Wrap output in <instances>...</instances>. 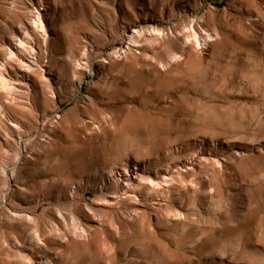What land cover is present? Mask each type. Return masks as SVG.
<instances>
[{
  "label": "rangeland",
  "instance_id": "obj_1",
  "mask_svg": "<svg viewBox=\"0 0 264 264\" xmlns=\"http://www.w3.org/2000/svg\"><path fill=\"white\" fill-rule=\"evenodd\" d=\"M0 109V261L264 264V0H0Z\"/></svg>",
  "mask_w": 264,
  "mask_h": 264
},
{
  "label": "bare ground",
  "instance_id": "obj_2",
  "mask_svg": "<svg viewBox=\"0 0 264 264\" xmlns=\"http://www.w3.org/2000/svg\"><path fill=\"white\" fill-rule=\"evenodd\" d=\"M36 20H38L35 24H38V22L40 23V28H42V29H44L43 31H45V26H44V22L42 21V19L39 17L38 19H36ZM155 31H160L159 29H154ZM143 31H145V30H143L142 28L141 29H138V28H136V34L132 37V38H130L131 39V41L132 42H136L137 41V38L138 37H142L143 36ZM46 33V32H45ZM196 34V33H195ZM29 36V35H28ZM48 36V35H47ZM190 36H193V35H190ZM194 36H196V35H194ZM26 38V37H25ZM30 38H32V37H30ZM27 39H29V38H27ZM45 39H47V38H45ZM26 40V39H25ZM47 41V40H46ZM24 41H19L18 43L19 44H21V46L23 47V46H25L26 44H24L23 43ZM28 42V41H27ZM21 46H20V48H21ZM31 50H32V52L34 51L33 49H32V47H31ZM125 52V51H124ZM12 54H13V52H11ZM175 58V57H174ZM5 64V63H4ZM80 64V63H79ZM26 65V64H25ZM86 69V68H85ZM75 76V75H74ZM76 77V76H75ZM42 78H46L45 77V75H43V77ZM3 79V78H2ZM86 79V78H85ZM84 80V79H83ZM81 81L80 83H79V86L78 87H80V88H83V87H85L86 85H87V83L85 82V81ZM5 81V80H4ZM47 84H48V88L50 89V91H51V93L52 92H54V86H53V84L50 82V80H48L47 82H46ZM54 83V82H53ZM9 85V84H8ZM54 96V95H53ZM5 112L4 111H2V109H0V135H1V137H4V136H7V137H10L11 136V130L13 131V129L11 128L12 126H4V125H2V124H4V123H6V119H7V121L9 122V123H13L14 124V126L16 127H19V125H18V123L17 122H15V121H13V119L11 120V118L10 119H8L6 116H5V114H4ZM44 120V119H43ZM12 125V124H11ZM15 133H18L17 131H15ZM33 135V134H32ZM20 136V135H19ZM18 136V137H19ZM47 137V136H46ZM13 138V137H12ZM15 139V138H14ZM18 140L16 141V143L17 144H19L20 142V140H22L23 138L20 136L19 138H17ZM5 140V139H4ZM15 142V141H14ZM19 146V145H18ZM38 153V152H37ZM136 163H138V162H136ZM139 164V163H138ZM136 165V164H135ZM118 172V171H117ZM6 170H4V174L6 175ZM112 173H114L115 175H116V172H112ZM110 174H111V172H110ZM114 174H113V176H114ZM128 174V173H127ZM112 175V174H111ZM119 175H120V173H119ZM118 175V176H119ZM109 176V175H108ZM123 176V175H122ZM116 177V176H115ZM141 177V176H140ZM144 177V176H143ZM111 179V178H110ZM114 181L113 182H116L115 180L116 179H113ZM128 182V181H127ZM137 182H139V181H137ZM159 182V181H158ZM148 183V182H147ZM151 183V182H150ZM130 184V183H129ZM119 185V184H118ZM130 185H132V187H133V185L134 184H130ZM130 185H128L127 187H128V189L129 188H131V186ZM124 186V185H123ZM122 186V187H123ZM157 186V185H156ZM154 187H155V185H154ZM125 188V187H124ZM123 189V188H122ZM125 190V189H124ZM127 190V189H126ZM130 191V190H129ZM2 192V191H1ZM0 192V194H1V196H3L2 195V193ZM157 192V191H156ZM172 192V191H171ZM124 193V192H123ZM118 195V194H117ZM129 195V194H128ZM4 198V197H3ZM59 199V198H58ZM129 199V198H128ZM111 203V202H110ZM22 208H20V209H17L15 206L13 207V208H11V209H9L7 212V216H6V219H7V223L8 224H10L11 226H12V235H8V239H7V242H5V246H7L8 248H9V246H18V253L16 254V255H14V260H12L13 258L12 257H10V255H9V257L8 258H10L9 260L8 259H4V260H1L0 261V264H35V260H34V258H32V257H30L28 254H26V253H24V251H25V249L27 248H25L24 249V251H22L21 249H19V247H21L20 245H24V246H27V245H29V241H30V243H31V245L32 246H38L39 244H40V246H41V244H42V242H41V238H40V236H42L41 235V232H43L44 230H42V228H39V227H36L35 226V228H36V233L34 232V234L36 235V239H35V237H34V235H32L31 234V236L30 235H27L26 234V232L25 231H30V230H32V228H33V225H34V223H36V222H38V221H36L35 220V217H33V215L30 213V212H27V211H24L25 209H23V210H21ZM32 209H30V211H31ZM136 210V209H135ZM133 211L134 213L136 212L137 213V215L138 216H141V213L143 212V211H140L141 213H139V212H137V211ZM138 210V209H137ZM33 211H35L34 209H33ZM139 211V210H138ZM177 212H179L178 210H176ZM175 213V211H174V214H179V213ZM33 213V212H32ZM135 213V214H136ZM146 213V212H145ZM33 214H35V213H33ZM168 214H170V213H168ZM181 214V213H180ZM175 216V215H174ZM177 216H179V215H177ZM181 216H182V214H181ZM179 218V217H178ZM7 223H5L4 225L5 226H7ZM58 225V227H54V228H57L56 230H54V228L52 229V231L54 232L53 233V236H59L60 234H57V233H59V230L60 231H63L61 228H60V222H59V224H57ZM62 225V224H61ZM63 226V225H62ZM8 227V226H7ZM6 227V228H7ZM10 227V226H9ZM41 227V226H40ZM42 230V231H41ZM58 231V232H57ZM47 232V231H46ZM44 233H45V231H44ZM52 233V232H51ZM68 233V230L67 231H64V235H63V233H62V235L66 238V234ZM70 233V232H69ZM10 234H11V231H10ZM46 234V233H45ZM61 236V235H60ZM51 238V237H50ZM36 240V242H35V240ZM64 239V238H63ZM48 240V239H47ZM6 241V240H5ZM51 241V240H50ZM41 242V243H40ZM51 242H53V241H51ZM50 242V243H51ZM3 244H4V242H2ZM1 243V244H2ZM47 243H48V241H47ZM46 243V244H47ZM43 244H44V241H43ZM52 245L54 244V243H51ZM48 245V244H47ZM4 246V245H3ZM31 246V247H32ZM40 246H38V248L40 247ZM46 245H44L43 247H45ZM35 247H32L31 248V251H32V249L33 248H35ZM47 247V246H46ZM68 247V246H67ZM6 248V247H5ZM15 248V247H14ZM41 248V247H40ZM11 249V248H10ZM37 249V248H36ZM36 249H33V250H36ZM45 249V248H44ZM47 250V249H46ZM8 251V250H7ZM26 251H28V250H26ZM37 251V250H36ZM3 255V254H2ZM12 256V255H11ZM7 258V257H6ZM52 258V257H51ZM49 256L47 257V261H45V262H47V263H45V264H56V262L55 261H53V259H51ZM1 259V258H0ZM131 259V258H130ZM41 264V263H40ZM43 264V263H42ZM57 264H58V262H57Z\"/></svg>",
  "mask_w": 264,
  "mask_h": 264
}]
</instances>
